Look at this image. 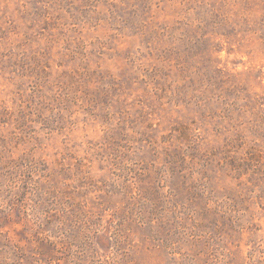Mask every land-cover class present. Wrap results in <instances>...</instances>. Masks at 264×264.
<instances>
[{
  "label": "rangeland",
  "instance_id": "374dc122",
  "mask_svg": "<svg viewBox=\"0 0 264 264\" xmlns=\"http://www.w3.org/2000/svg\"><path fill=\"white\" fill-rule=\"evenodd\" d=\"M184 128L231 155L184 162L227 200L204 249L142 222L180 193ZM247 162L264 169V0H0V264H264Z\"/></svg>",
  "mask_w": 264,
  "mask_h": 264
},
{
  "label": "trees",
  "instance_id": "16d2710c",
  "mask_svg": "<svg viewBox=\"0 0 264 264\" xmlns=\"http://www.w3.org/2000/svg\"><path fill=\"white\" fill-rule=\"evenodd\" d=\"M185 129L182 130L181 136L187 140L189 145H186L189 147L190 150H187L185 148L178 149L177 152H174L175 156V163H179L177 173L181 177V185L180 186V193L176 196V198L171 201V206H162L159 205V197H157L155 203L151 205V208L147 211L149 214L148 216L142 221L143 223H146L149 227L152 233L156 231L155 228L163 230L166 235H170V233L178 234V235H187L188 236V242H191L192 245H198L201 244V249H204L206 243L209 244V242L214 241V239L217 237V239H220V235L222 232V226L217 225V221L219 217L222 221V219L227 217V209H224L223 204L226 203L227 200H222L219 202V199L221 198L220 193L215 190L214 188H205V184H209L208 182L203 183V178H196L195 180H190L191 172H184L183 166L184 162H187V159L189 158L192 162L196 160V157H200L201 159H204L206 161V165L209 170L211 165V162L214 158H221L223 159L224 163L222 164L221 168L225 170V168H228V166H225L227 164L226 162V156L229 155L226 151L224 153L225 155L218 154L217 152H213V150L204 149L201 152V144L200 142H195L192 140V137H190L188 134H186ZM242 138V136H241ZM192 150H195L197 154L192 152ZM200 153V155H198ZM222 153V152H220ZM204 156V158H202ZM232 156L231 158H233ZM249 160H255V154L254 152H251ZM256 163V162H255ZM259 163H261V160L259 159ZM204 166V164H203ZM231 171L238 173L239 175L242 174V170H240L239 167L232 165ZM247 169H252L251 174H262L264 175V169H259L257 166L253 167V163L247 162ZM205 170L203 174L205 175ZM191 174V175H190ZM227 175L232 176L227 172ZM209 177V175L204 176ZM204 184V185H202ZM172 191H175V189H172ZM176 192V191H175ZM172 197H174L172 195ZM161 210V211H159ZM143 209L137 210L136 216L137 218L140 217L143 219ZM159 214V215H158ZM157 215V220H154L153 217ZM206 220L208 224H206L203 227V232L201 233L200 226L203 223V221ZM212 226L213 228H209ZM194 228V229H192ZM205 228H208V230H205ZM199 235L196 237V235ZM178 239H170V241H173L170 246L177 245L179 248L181 247V243H174L175 241L180 242V237H177ZM196 238V239H195ZM201 250L197 251V254H200ZM204 256V255H203ZM200 259H198L199 261ZM189 264H195L193 262H190Z\"/></svg>",
  "mask_w": 264,
  "mask_h": 264
}]
</instances>
